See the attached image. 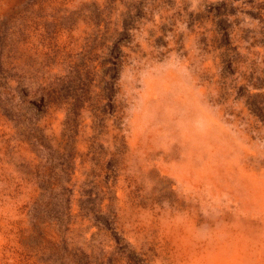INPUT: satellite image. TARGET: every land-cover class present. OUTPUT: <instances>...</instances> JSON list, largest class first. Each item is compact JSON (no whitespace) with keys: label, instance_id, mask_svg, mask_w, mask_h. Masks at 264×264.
<instances>
[{"label":"rangeland","instance_id":"obj_1","mask_svg":"<svg viewBox=\"0 0 264 264\" xmlns=\"http://www.w3.org/2000/svg\"><path fill=\"white\" fill-rule=\"evenodd\" d=\"M0 264H264V0H0Z\"/></svg>","mask_w":264,"mask_h":264}]
</instances>
